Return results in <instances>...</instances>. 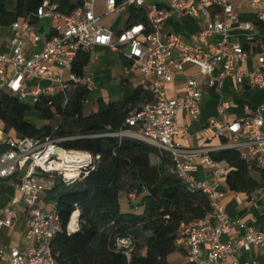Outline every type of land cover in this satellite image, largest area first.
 Instances as JSON below:
<instances>
[{"label": "built area", "instance_id": "built-area-1", "mask_svg": "<svg viewBox=\"0 0 264 264\" xmlns=\"http://www.w3.org/2000/svg\"><path fill=\"white\" fill-rule=\"evenodd\" d=\"M79 2L66 14L58 10L55 0H42L35 13L8 27V52L0 53V92L32 105L41 97L56 95H62L66 102L71 89L92 87L88 79L71 71L78 54H90L97 48L118 53L129 63V73H140L150 80L146 90L151 100L129 112L124 128L105 136L139 140L167 153L172 162L170 174L200 191L209 203L210 212L204 218L181 224L177 244L195 264H229L237 251L264 248V233L254 230L239 239L223 241L230 233V219L217 188L226 170L211 158L221 149H234L247 165L264 172V105L254 113L245 108V116L232 123L210 120L207 127L226 142L218 148L184 147L178 141L183 132L177 126L182 111L190 117L199 115L206 87L219 91L227 78L264 89V52L257 53V67L250 69L248 53L232 37L234 31L253 30L250 23L239 18L240 3L247 4L264 24V0H105L100 15L95 12L97 0ZM131 8L144 10L143 23L127 24ZM112 14L126 17V24L117 34L101 25ZM174 14L204 20V27L191 45L165 30V22ZM32 19L37 24L50 22L48 34L41 33ZM186 67L195 68L197 75L185 80V95L181 99L167 98L164 86ZM228 109L229 104L221 100L219 116ZM75 139L45 136L5 140L0 152V180L12 181L18 196L1 212L0 230L12 226L20 205L25 206L27 214L26 247L8 253L0 250V258L5 257L7 264H56L51 242L61 231V223L56 210L45 202V182L57 178L65 185L73 184L98 160L89 153L62 147ZM57 150L62 153L55 154ZM198 160L208 170L201 178L195 176ZM127 198L133 201L135 195ZM79 229V213L74 211L66 232L72 235ZM115 247L129 262L133 241L117 239ZM203 250L205 258L201 260Z\"/></svg>", "mask_w": 264, "mask_h": 264}, {"label": "trees", "instance_id": "trees-1", "mask_svg": "<svg viewBox=\"0 0 264 264\" xmlns=\"http://www.w3.org/2000/svg\"><path fill=\"white\" fill-rule=\"evenodd\" d=\"M8 2L13 3L11 10ZM41 2L0 0V28L28 18ZM55 2L66 14L80 5L79 0ZM128 14V25L145 21L144 10L131 8ZM120 57L127 68L129 63ZM89 62L90 54L82 52L71 71L83 76ZM89 94L88 89L75 87L66 102L56 95L41 97L30 106L0 92V124L5 134L34 139L75 137L62 147L98 157L81 180L65 185L57 179L46 191L45 200L53 203L61 223V231L51 242L56 264H195L177 238L181 224L200 220L210 212L205 195L170 174L172 162L167 153L139 140L105 136L124 128L129 112L149 102L151 95L137 87L121 102L95 101L86 115L83 104ZM32 111L42 121L58 123L57 127L34 126L28 118ZM151 157L157 160L155 164ZM211 158L229 168L225 183L230 191L249 195L258 189L250 177L252 168L237 150L221 149ZM130 194L135 198L127 211L125 206V210L121 208L120 197ZM74 211L79 213L80 229L68 235L66 227ZM117 239L133 241L129 262L117 251ZM173 256L179 259L171 260Z\"/></svg>", "mask_w": 264, "mask_h": 264}, {"label": "crops", "instance_id": "crops-1", "mask_svg": "<svg viewBox=\"0 0 264 264\" xmlns=\"http://www.w3.org/2000/svg\"><path fill=\"white\" fill-rule=\"evenodd\" d=\"M103 6L104 2L101 6H99L96 2L95 12L97 15L103 13ZM239 7V18L244 22L250 23L253 26V30L250 32L234 31L232 33V37L234 40H237L248 53L249 59L247 67L253 69L257 67V53L264 52V24L257 20L247 4L240 3ZM9 10H11V7ZM33 24L37 25L39 31L45 35L48 34L51 27L50 22L45 20L39 24L34 21ZM125 24L126 17L124 15L118 16L115 14L105 17L101 22L103 27L109 29L114 34H117ZM164 26L166 31L180 36L185 43L191 45L194 42L199 30L204 27V20L194 19L186 15L174 14L165 22ZM45 28L47 32L45 31ZM9 37L10 32L8 28L0 29L1 54L8 52L7 43ZM94 53L96 56L92 59V62H94V65H97L99 64L97 55H110L114 52L106 48H97L95 51L90 53V62ZM121 61L123 67L125 68V73L123 72L124 74L121 76L122 79L124 78L123 82H121V86H126L124 89V97L121 100L123 101L131 94V89L133 90L137 87L147 89L150 80L146 81L140 73H129L127 70L128 67L126 68L124 66V61L122 59ZM196 75L197 70L195 68L186 67L183 73L174 76L172 82L164 86L167 98H183L186 92L185 80L187 78L196 77ZM83 77L86 79L90 77L85 74V69ZM88 80L92 83V87L89 89V96L91 95V99L88 100L89 96L86 98L83 104L84 110L86 103L89 102L92 106L95 102V100H93L95 98L92 97L97 92L95 88V81L90 78ZM99 99L108 103L101 97ZM221 100L229 104V109L223 115L219 116L218 104ZM29 105L32 106L31 103ZM262 105H264V89L259 90L249 87L245 82L243 84H238L234 80L227 78L224 80L219 91L213 87L205 88L202 101L200 103L199 115L197 117H190L186 111H182L180 113L177 120V126L182 130L183 136L180 137L178 141L184 147L189 149L221 147L226 142L222 138L217 137L214 131L207 127L208 122L210 120H216L220 123H232L245 116V108H247L249 112L254 113ZM91 106L88 112L84 111L86 115L89 114ZM262 117H264V114H262ZM28 118L30 122L38 128L49 125L51 129H54L58 125V123L53 124L52 122L42 121L33 111L28 114ZM34 120L38 121V123L35 122V124ZM8 138L16 139L11 133L5 134L3 132L2 125L0 124V152L3 149L5 140ZM196 165V177L201 178L208 173V170L200 164L199 160ZM220 165L225 168L226 173L219 182L217 192L222 195L221 201L230 219V233L228 236L223 238V241L229 242L234 239H239L243 237L248 230L264 233V172L254 169L248 165L249 168H252L250 170V177L257 183L258 189L247 195L246 193H236L230 191L225 183V178L229 172V168L226 165ZM53 183L54 182L49 183L48 190L52 188ZM15 196H18V192L15 189L13 182L10 180H0V214L10 203V200ZM45 202L47 203L48 208L55 209L53 203L46 200ZM26 229L27 214L25 212V206L22 204L18 209V214L13 221L12 226L9 229L3 228L0 230V250L8 253L14 249H24L26 247ZM204 258L205 251L203 250L200 259L203 260ZM0 264H7L5 257L0 258ZM229 264H264V248L254 246L249 251H237L230 257Z\"/></svg>", "mask_w": 264, "mask_h": 264}, {"label": "rangeland", "instance_id": "rangeland-1", "mask_svg": "<svg viewBox=\"0 0 264 264\" xmlns=\"http://www.w3.org/2000/svg\"><path fill=\"white\" fill-rule=\"evenodd\" d=\"M104 0H98L97 4L101 6L103 4ZM13 3L8 2L7 6L8 8H12ZM100 9V8H99ZM45 31L47 32L46 28ZM95 53L92 55L91 62L89 65L85 68V74L87 76H90L89 78L91 80L95 81V88L97 90L96 94L92 97L95 98L93 100H98L100 97L103 98L106 102H119L124 97V89L126 86H121V82H123V79L121 76L125 73V68L122 65L121 57L118 53L114 52L110 55H97V58L99 59V64L94 65V62H92V59L95 57ZM123 69V71H122ZM124 72V73H123ZM88 78V79H89ZM132 91V89H131ZM128 92V91H126ZM128 94V93H127ZM91 99V95L88 97V100ZM30 101H26V103H29ZM91 106V103H86L85 111L88 112L89 108ZM38 123V121L34 120V123ZM35 123V124H36ZM54 124V123H53ZM150 161L152 164H155L157 160L154 157L150 158ZM45 180V179H44ZM47 181V180H45ZM52 182H56L57 178L51 179ZM47 184V188L49 187L48 181L45 182ZM130 203V204H129ZM120 204L121 208L124 209V206L127 208V211L130 210L129 206L132 204L131 200L122 195L120 197ZM125 208V209H126ZM124 209V210H125ZM179 259L177 256H173L171 260Z\"/></svg>", "mask_w": 264, "mask_h": 264}, {"label": "water", "instance_id": "water-1", "mask_svg": "<svg viewBox=\"0 0 264 264\" xmlns=\"http://www.w3.org/2000/svg\"><path fill=\"white\" fill-rule=\"evenodd\" d=\"M62 152H60L59 150H57L56 152H55V154H61Z\"/></svg>", "mask_w": 264, "mask_h": 264}, {"label": "bare ground", "instance_id": "bare-ground-1", "mask_svg": "<svg viewBox=\"0 0 264 264\" xmlns=\"http://www.w3.org/2000/svg\"><path fill=\"white\" fill-rule=\"evenodd\" d=\"M74 221H75V217L73 216V218H72V224H73Z\"/></svg>", "mask_w": 264, "mask_h": 264}]
</instances>
